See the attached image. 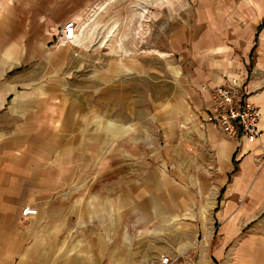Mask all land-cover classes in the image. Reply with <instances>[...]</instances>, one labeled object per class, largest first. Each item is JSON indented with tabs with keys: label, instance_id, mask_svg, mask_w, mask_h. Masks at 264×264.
Here are the masks:
<instances>
[{
	"label": "crops",
	"instance_id": "1",
	"mask_svg": "<svg viewBox=\"0 0 264 264\" xmlns=\"http://www.w3.org/2000/svg\"><path fill=\"white\" fill-rule=\"evenodd\" d=\"M15 9L1 12L3 67L37 39L29 35L37 17ZM245 9L247 21L234 31H201L200 42L189 46L194 61L181 88L161 105L149 85L143 107L140 91L131 104L122 91L110 108L107 75L94 81L100 107L83 109L85 124L62 90L49 89V101L36 107L29 94H19L10 114L21 120L11 126L4 120L0 129V264H159L165 255L175 264L223 260L248 221L241 217L264 208V134L257 142L236 140L205 122L212 90L231 78L264 113V0H247ZM55 97L63 102L51 103ZM151 113L165 135L159 157L126 150L132 140L124 138L125 123ZM26 208L37 214L24 216Z\"/></svg>",
	"mask_w": 264,
	"mask_h": 264
},
{
	"label": "rangeland",
	"instance_id": "2",
	"mask_svg": "<svg viewBox=\"0 0 264 264\" xmlns=\"http://www.w3.org/2000/svg\"><path fill=\"white\" fill-rule=\"evenodd\" d=\"M246 1L0 0V13L9 6L17 7V13L29 11L25 16L32 12L37 17L33 20L37 22L36 29L29 30V35H37L30 51L23 48L21 56L19 53L6 67L2 66L0 51V106L7 109L0 111V129L5 128L4 120H12L7 126L21 120L10 114L19 106L20 93L29 94L30 103L36 107L49 101L51 88L62 90L59 95H67V105L76 101L78 120L85 124L83 109L92 105L100 107L95 93L101 85L95 86L94 81L102 75L109 79V84L103 86L109 93L110 108L116 106L113 99L118 95L120 98L122 91L125 104H131L140 91L143 107L146 101L143 90L149 91V85L156 89L157 102L161 105L166 94L181 88L180 79L187 65L194 61L189 46L195 47L200 42L201 31H234L238 24L247 21ZM72 6H76L75 14ZM68 20L78 24L77 42L60 46L57 37ZM13 40L16 42L17 38L13 36ZM58 79L64 85L56 84ZM56 98L50 99L51 103L63 102ZM139 118L125 123L124 138L132 140L129 144L132 146L128 145L126 150L162 156L165 135L161 126L155 124L154 113ZM110 120L117 124V117ZM108 150L116 149L109 146ZM244 202L245 199L240 203ZM241 218L248 219L247 223L239 228L225 257L217 264H264V208ZM244 244L248 249L244 250Z\"/></svg>",
	"mask_w": 264,
	"mask_h": 264
},
{
	"label": "built area",
	"instance_id": "3",
	"mask_svg": "<svg viewBox=\"0 0 264 264\" xmlns=\"http://www.w3.org/2000/svg\"><path fill=\"white\" fill-rule=\"evenodd\" d=\"M77 34V22H67L60 28L58 44L73 45L77 42ZM212 100L213 105L206 116V123L218 127L226 136L236 140L243 138L249 142H257L262 139L264 133L261 122L264 120V113L249 101L238 78H231L224 86L214 88ZM22 214L36 215L37 211L26 208ZM159 264H175V261L165 255L161 257Z\"/></svg>",
	"mask_w": 264,
	"mask_h": 264
}]
</instances>
